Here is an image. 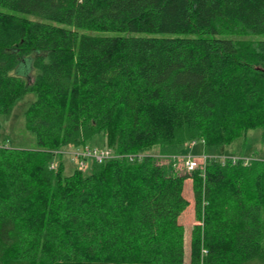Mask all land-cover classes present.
Wrapping results in <instances>:
<instances>
[{"label":"trees","instance_id":"trees-1","mask_svg":"<svg viewBox=\"0 0 264 264\" xmlns=\"http://www.w3.org/2000/svg\"><path fill=\"white\" fill-rule=\"evenodd\" d=\"M27 93L35 149L0 147V264H264V161L153 158L264 137V0H0V116ZM96 135L143 156L50 169Z\"/></svg>","mask_w":264,"mask_h":264},{"label":"rangeland","instance_id":"rangeland-1","mask_svg":"<svg viewBox=\"0 0 264 264\" xmlns=\"http://www.w3.org/2000/svg\"><path fill=\"white\" fill-rule=\"evenodd\" d=\"M30 20H39L38 18H29ZM253 40L254 38H249ZM236 41L247 40L235 37ZM26 68L18 67L14 73L23 74L25 73ZM33 72L28 75V78L33 76ZM36 95L34 93H27L16 100L12 110L9 115L0 116V147L2 148H12V149H35L36 141L33 134L28 132L25 128V111L28 106L35 100ZM190 142L185 146L182 154L179 155V158L174 161L175 166L169 164V156L167 154H160L155 152L153 158L156 162L167 170L168 175L185 173V168L183 165L182 157H199L202 155H209L210 153L215 156V158L225 159V158H242V159H255L264 161V137H262V130L253 129L248 131L246 136L237 138L232 143L219 146L217 148H204L201 141ZM87 146L90 148L102 149L105 147L104 138L102 135H96L87 142ZM60 155L57 156L55 162L56 164H63V175L68 176L72 174L75 170H80L76 161L72 159L73 153L79 151L78 148L67 147L61 149ZM178 156V155H176ZM172 166V167H171ZM169 167L171 169H169ZM56 170V169H55ZM84 175H89L91 172V163L88 162L86 169L82 170ZM171 173V174H170ZM186 194L189 195V187L186 189ZM192 204L194 210H198L199 203L197 196L192 198ZM191 207V206H190ZM264 215V214H263ZM196 222V223H195ZM264 222V217H263ZM195 223V224H194ZM194 224V225H193ZM195 227L194 233L192 228L190 229V239L193 237V242L195 241L196 249L198 250L199 256V222L195 219L192 222V227ZM185 231V230H184ZM185 233V232H184ZM185 239H187V234L185 233ZM264 238V237H263ZM264 243V241H263ZM198 245V246H197ZM245 264H262L259 261H252Z\"/></svg>","mask_w":264,"mask_h":264},{"label":"built area","instance_id":"built-area-1","mask_svg":"<svg viewBox=\"0 0 264 264\" xmlns=\"http://www.w3.org/2000/svg\"><path fill=\"white\" fill-rule=\"evenodd\" d=\"M194 144V143H193ZM54 159L57 158L58 155H60L59 152H54ZM143 155H120L113 152V150L109 148H102V149H96V148H90L88 146H85L84 148L79 149V151L73 153L72 159L76 161V164L78 165L80 170L86 169L87 163L89 161H92L97 164H102L104 162L114 160V159H122L126 158L129 162H135L136 160H140ZM169 164L173 167L175 166L174 161H176L179 156H169ZM212 158H215L213 155H202L199 157H182L183 165L185 168V172L191 173L193 171H199L201 175L203 176L204 170L206 168V165L208 161ZM220 159V158H218ZM237 158H232V160H236ZM223 160V159H221ZM56 163L55 161H52L50 165V169L55 170L56 169ZM171 166V167H172Z\"/></svg>","mask_w":264,"mask_h":264},{"label":"crops","instance_id":"crops-1","mask_svg":"<svg viewBox=\"0 0 264 264\" xmlns=\"http://www.w3.org/2000/svg\"><path fill=\"white\" fill-rule=\"evenodd\" d=\"M245 160H247V159H245Z\"/></svg>","mask_w":264,"mask_h":264}]
</instances>
